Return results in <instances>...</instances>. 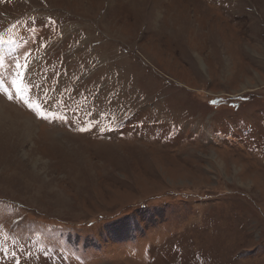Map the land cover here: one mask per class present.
Returning a JSON list of instances; mask_svg holds the SVG:
<instances>
[{
  "label": "rangeland",
  "instance_id": "rangeland-1",
  "mask_svg": "<svg viewBox=\"0 0 264 264\" xmlns=\"http://www.w3.org/2000/svg\"><path fill=\"white\" fill-rule=\"evenodd\" d=\"M0 106V264H264V0H0Z\"/></svg>",
  "mask_w": 264,
  "mask_h": 264
},
{
  "label": "bare ground",
  "instance_id": "bare-ground-1",
  "mask_svg": "<svg viewBox=\"0 0 264 264\" xmlns=\"http://www.w3.org/2000/svg\"><path fill=\"white\" fill-rule=\"evenodd\" d=\"M14 110V109H13ZM3 112H5V110L3 109V107H1L0 106V119L1 120H4V121H10V118L9 117H7V116H5L4 115V113ZM17 115V114H16ZM13 118V117H12ZM15 118V117H14ZM24 118V117H23ZM17 119V118H16ZM20 119V118H19ZM21 119H22V117H21ZM26 120V119H25ZM12 121V120H11ZM17 121V120H16ZM17 124H18V126L20 127V130H21V132H23L24 133V135L25 136H30V134H31V132L30 131H32L34 128H32V123H30V122H16Z\"/></svg>",
  "mask_w": 264,
  "mask_h": 264
},
{
  "label": "snow or ice",
  "instance_id": "snow-or-ice-1",
  "mask_svg": "<svg viewBox=\"0 0 264 264\" xmlns=\"http://www.w3.org/2000/svg\"><path fill=\"white\" fill-rule=\"evenodd\" d=\"M13 97L11 95L8 96V99L11 100ZM31 110V109H30ZM38 118L40 119H45L46 117L44 116H39ZM85 129H81V131H84Z\"/></svg>",
  "mask_w": 264,
  "mask_h": 264
}]
</instances>
